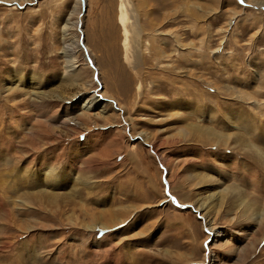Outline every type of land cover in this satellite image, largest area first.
<instances>
[{
  "label": "rangeland",
  "instance_id": "374dc122",
  "mask_svg": "<svg viewBox=\"0 0 264 264\" xmlns=\"http://www.w3.org/2000/svg\"><path fill=\"white\" fill-rule=\"evenodd\" d=\"M0 264H264V0H0Z\"/></svg>",
  "mask_w": 264,
  "mask_h": 264
},
{
  "label": "bare ground",
  "instance_id": "6f19581e",
  "mask_svg": "<svg viewBox=\"0 0 264 264\" xmlns=\"http://www.w3.org/2000/svg\"><path fill=\"white\" fill-rule=\"evenodd\" d=\"M209 229V228H208ZM212 233H213V236L215 237V240L217 241V239L218 238H220L222 235H223V233H221V232H215L214 233V231L213 230H211V229H209Z\"/></svg>",
  "mask_w": 264,
  "mask_h": 264
}]
</instances>
